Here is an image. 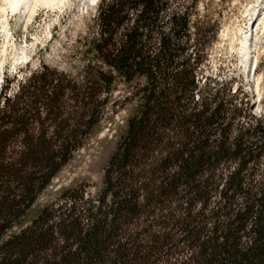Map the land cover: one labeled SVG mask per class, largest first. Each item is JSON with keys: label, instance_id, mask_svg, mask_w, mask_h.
Masks as SVG:
<instances>
[{"label": "trees", "instance_id": "16d2710c", "mask_svg": "<svg viewBox=\"0 0 264 264\" xmlns=\"http://www.w3.org/2000/svg\"><path fill=\"white\" fill-rule=\"evenodd\" d=\"M95 26L82 80L32 74L3 97L0 264H264V111L207 71L213 26L182 0H108ZM142 79L88 224L69 197L13 232L98 124L100 98Z\"/></svg>", "mask_w": 264, "mask_h": 264}, {"label": "rangeland", "instance_id": "374dc122", "mask_svg": "<svg viewBox=\"0 0 264 264\" xmlns=\"http://www.w3.org/2000/svg\"><path fill=\"white\" fill-rule=\"evenodd\" d=\"M37 1L30 0L28 6L14 10L8 0H0V105L4 96L14 97L32 74L55 71L82 80L87 61L83 53L96 34L99 7L108 0H97L96 4L93 0H51L49 5ZM182 4L193 6V16L213 26L211 35L217 32L208 49L207 71L243 82L254 104L253 113L259 115L264 111V29L257 36L255 30L251 38L250 15L258 8L255 24L261 22L264 0H182ZM249 40L251 51L245 60L242 47ZM137 83L144 84V80L131 84L116 81L111 92L100 98L106 104L94 106V111H100L98 124L13 232L29 226L41 210L60 206L63 198L69 197L67 208L74 205L73 213L88 224L90 211L101 206L109 159L139 104L134 97ZM68 103L74 105L73 101Z\"/></svg>", "mask_w": 264, "mask_h": 264}, {"label": "bare ground", "instance_id": "6f19581e", "mask_svg": "<svg viewBox=\"0 0 264 264\" xmlns=\"http://www.w3.org/2000/svg\"><path fill=\"white\" fill-rule=\"evenodd\" d=\"M29 1L30 0H8V2L11 5V8L13 7L14 10H17L20 5L28 6ZM41 1H42V3L44 2V3H46V5L47 4L49 5L51 0H41ZM52 2H54V1H52ZM52 2H51V4H53ZM93 2L96 4L97 0H93ZM257 9L258 8L253 9V13L250 15V16H252L251 20L254 19V16L258 13ZM257 19H258V14H257V17L254 19L255 22L253 21V24H252L253 26L251 27V33H250L251 38H252L253 32H254L252 30L254 29V26H255L254 24L256 23ZM262 29H264V18L261 20V22H258V24H256V30H257L256 36L262 31ZM250 51H251V40L244 43V45L242 47L243 57L245 58V60H248V58L250 56Z\"/></svg>", "mask_w": 264, "mask_h": 264}]
</instances>
